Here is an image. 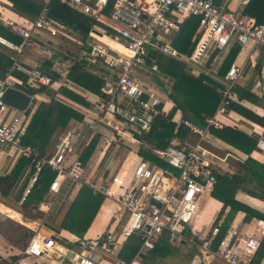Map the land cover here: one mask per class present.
Instances as JSON below:
<instances>
[{"label": "built area", "instance_id": "built-area-1", "mask_svg": "<svg viewBox=\"0 0 264 264\" xmlns=\"http://www.w3.org/2000/svg\"><path fill=\"white\" fill-rule=\"evenodd\" d=\"M40 11L29 27L11 23L12 29L23 38L22 44L0 35V43L21 53L24 45H31L34 30H46L53 35L60 34L62 24L55 23L50 17V3L53 0H37ZM73 8L94 17L103 28L102 31L124 45L127 52L115 49L104 42L97 33H92L88 61L97 64L104 81L102 91L109 96L101 102L102 116L99 121L111 127L117 136L138 139L137 133L148 132L152 121L162 114L161 92L148 88L131 73L135 68H147L156 74L167 88H171L169 76H166L151 54L158 51L187 63L201 62L215 44L225 47L236 40L240 44L253 42L264 46V22L239 9L224 11L216 0H94L93 5L86 0H60ZM251 0H241V5ZM191 16L199 17L198 38L190 55L182 54L168 39L172 32H178L180 24ZM19 71L28 76L32 85L50 84L52 79L37 67H26L13 56V63L5 77H0V146H17L28 157H32V167L28 186L22 194L24 201L45 168L56 172L50 184L49 196L59 192L61 183L70 179L77 184L85 183V165L80 155L73 153V146L68 137L60 139L53 154L38 157L29 146L19 142V135L24 127V118L15 116L7 121L11 106L3 100L5 91L14 84L12 72ZM241 73V66L232 63L224 75L225 83L218 87L221 101L215 114L207 116L204 126H199L189 119L181 118L179 125L189 127L202 139L213 138L211 128H222L224 123L219 115L229 110L233 100V88ZM127 97L132 108L127 109L119 102V96ZM140 140V139H138ZM141 143H144L140 140ZM264 159V131L257 140L255 151ZM154 153L179 170L170 172L157 163L139 158L130 176L126 171H118L100 182L89 181L93 193L104 195L115 202L113 219L98 240L82 243L73 251L66 253L76 264H143L144 256L155 248L164 233L168 241L174 244H189L206 256H214L228 264H253L264 240V217H252L243 224H232L224 236L217 242L219 228L202 234L196 230L193 221L198 209V200L207 190H212L215 179L209 168L210 151L200 144L186 141L183 146L173 141L165 148H155ZM257 206L264 205L253 199ZM138 232L142 244L132 260L111 257L100 250L112 251L124 239ZM57 247L51 236L36 232L24 252L33 256L48 255Z\"/></svg>", "mask_w": 264, "mask_h": 264}, {"label": "crops", "instance_id": "crops-1", "mask_svg": "<svg viewBox=\"0 0 264 264\" xmlns=\"http://www.w3.org/2000/svg\"><path fill=\"white\" fill-rule=\"evenodd\" d=\"M31 1L40 5L37 0ZM86 1L93 5L94 0ZM216 2L220 9L224 11L239 9L244 12L248 5H241V0H216ZM73 9L79 13L94 18L93 16L82 12L79 8ZM37 16L38 13L36 14L27 11V9L14 7L13 2L10 0H0V22H3L6 26L12 28L10 22H13L21 26L29 27ZM53 20L55 23L63 25L60 34L53 35L46 30H34L31 37L32 44L24 45L21 53L17 54L16 52V55L19 56V61L24 66L29 68L37 67L43 73L50 76L52 81L50 84H46L47 86L56 90L63 87L80 96L84 101L74 99L69 94L58 91L56 99L81 112L84 118L82 120L72 119L65 127H58L50 140L45 155L53 154L56 150V144L60 139L68 137L73 146V153L82 156L85 148L90 144L93 138H97L98 142L93 153L88 160L84 162L85 167L91 165V168L95 170L93 172L94 174L91 176L93 180H90L100 182L103 177L118 171H126L130 174L134 165L138 162L139 158H141L138 154L140 147L151 149L153 153L155 147H152L147 143H141L140 140L134 138L131 139L127 136H125V139H115V131L104 122L99 121V117L102 116L101 102H104L107 99L90 91L79 82L70 79L68 76L72 66L77 62H83L89 72H92L94 75L101 78L100 68L97 64L88 61L90 51L89 43L92 40V33H97L104 42H107L115 49H119L122 52H127V50L121 42H118L104 33L102 31L103 28L98 23L93 25L89 35L86 37L76 29L55 19ZM182 23L180 24V27ZM178 32H172L168 36V39L173 42ZM22 43L23 38L19 45ZM231 54L234 56L231 63H237L241 66V73L233 88V100H236L250 111L257 113L260 116H264V46H256L253 42L243 45L236 40L231 41L230 44L225 47H218L213 44L209 48L206 57L201 62H193L189 60L187 66L194 76L204 74L210 79L218 82L219 85H224L225 74H223L222 70L227 67V59H229L228 57ZM135 70L136 77H138L145 86L156 92H161L162 95H164L161 107L165 111L172 108L174 104L169 97V91L171 88H167L165 85H162V87H159V85L158 87L152 86L150 84L151 79L149 78L151 75L148 74L152 72L148 71L147 68H136ZM8 71L5 73L4 77ZM19 73L22 74V76L18 77L12 75L11 82L14 84V88L27 92L31 95L32 99L26 110H20L11 106V109L7 113V121H11L15 116H21L26 121L28 118V111H31V114H33L39 102L51 101V97L45 93L31 94L29 92L31 88H37L41 85H32L28 81L27 75L22 72ZM154 75L157 77L156 74ZM24 76L27 80L24 79ZM169 79L171 81V86L173 84V79L170 77ZM238 90L243 92L242 96L244 99L239 98ZM119 100L121 105L125 108L131 109L133 107L127 97L120 95ZM181 118H184L183 113L178 110L174 117L176 124H178L177 122ZM219 119L225 126L237 128L256 140L260 138L264 131V125L258 124L249 117L232 109L227 110L226 113L220 114ZM192 133L194 132L191 131L189 133L186 141L191 140L190 135ZM174 140L176 143H182L178 138H174ZM210 140L212 141L211 144L213 147L217 151L222 152L223 155L211 151L210 153L214 157L220 158V167L222 166L221 164H223L222 167L225 165L231 174L235 172H232L233 169H231L228 159L234 158V153L238 155L239 161H244L248 157L246 153L229 145L214 135ZM186 141H184V143ZM253 156H255V154H253ZM25 158H28V156L17 146L11 144L0 146V176H6L13 172L18 175L17 182L9 193L5 194L0 191V264H76L72 261H66L67 257H63V254L66 253L69 255L70 251L73 252L75 249L80 248L82 243L92 241L95 238H100L113 219L115 202L112 199V205H106L105 201L103 202L85 237L79 239L77 235L64 229L62 226L63 221L82 185L77 184L70 179H66L61 183L59 192L49 196L48 190L44 199L37 203V207H30L28 208V211H26L23 207L22 194L30 180L31 165L27 163L23 167L17 168L19 163L21 161L23 162V159L25 160ZM85 183L88 184L89 179L85 178ZM211 192L212 190H207L204 194L209 195L213 200L217 201L220 204V207L215 210L214 215H211L208 220H201L202 216L199 213V217L193 221L195 229L199 230L202 234H206L213 230L215 227L214 221L223 206V203L214 198L211 195ZM236 199L249 205L253 209L262 212V207L255 205L253 202V199H256L261 201L260 205H264V200L261 198L239 190L236 193ZM227 212L228 209L225 210V213ZM244 218L245 212L239 211L232 221V224H243L245 223ZM8 220L19 226H23V228L29 233H17V235L12 230H9L10 226H6ZM36 232H40V234L44 236L53 237L56 240V249L44 256L26 254L24 250ZM121 246L122 243L110 252L106 250L100 251L111 257H119ZM177 246H181L182 249L174 251L173 254L168 255L164 260V264H228L220 258L206 256L199 250H192L191 248H188L186 244H178ZM16 257L18 258L15 259ZM259 264H264V256Z\"/></svg>", "mask_w": 264, "mask_h": 264}, {"label": "trees", "instance_id": "trees-1", "mask_svg": "<svg viewBox=\"0 0 264 264\" xmlns=\"http://www.w3.org/2000/svg\"><path fill=\"white\" fill-rule=\"evenodd\" d=\"M10 1L13 2L14 7L27 9V11L36 14L39 13L41 8L40 5L33 3L31 0ZM112 3L113 0L110 1L108 8L105 10L107 13L110 11ZM244 12L254 16L257 22H264V0H251ZM50 17L76 29L86 37L89 35L93 25L97 23L94 18L75 11L71 6L60 0H53L50 3ZM198 27L199 17L197 16H191L182 23L179 32L172 42L181 53L190 55L193 52L199 35ZM0 35L15 44H19L22 41V37L10 26L3 24V22H0ZM151 54L155 57L160 70L173 79L169 97L174 105L167 111L161 107L163 112L153 119L151 129L148 132L137 133L136 137L152 147L165 149L174 138H178L182 142L186 141L189 133L192 131L185 125L177 126L174 120L176 112L180 110L184 118L199 126L204 125L205 118L215 114L220 104L221 94L218 91V87L221 85L204 74L194 76L189 70L187 63L181 60L158 51H152ZM15 55V50L0 43V77H4L5 73L9 70L13 63V56ZM228 58L227 67L222 70L223 74L226 73L232 64L234 56L231 54ZM85 66L83 62H77L70 69L69 78L79 82L90 91L109 99V96L101 90L104 81L92 72H89ZM12 75L22 76L19 71L12 72ZM24 79L27 80L26 77ZM58 91L69 94L74 99L84 101L80 96L63 87L56 90L50 86L41 85L40 87L30 89L29 92L31 94L45 93L51 97L50 102H39L33 114H31V111H28V118L24 122L23 130L19 135L20 144L31 147L38 157L45 155L50 140L58 127H65L72 119L82 120L84 118L81 112L56 99ZM242 95L243 92L238 90L240 99H244ZM229 108L249 117L258 124L264 125V116L250 111L236 100L231 101ZM211 133L248 155L246 160L239 161L240 169L233 174L211 169V175L215 179L211 195L223 203L214 221V226L219 228L217 233L218 242L227 232L237 212H245V221H250L254 216L264 217L261 211L253 209L236 199V193L242 190L264 200V159L253 156L257 140L237 128L231 126H224L222 128L212 127ZM97 142V138H93L85 148L81 156L83 163L93 153ZM138 154L144 159L159 164L169 172L173 170L175 173H179V170L172 168L158 155L154 154L151 149L140 147ZM27 163L32 167V157L23 159V162L21 161L17 168H21ZM55 176L56 172L48 167L42 171L39 180L34 184L27 198L23 201V207L26 211L30 207H37V203L44 199ZM17 178L18 175L14 172L6 176H0L1 193H9L15 186ZM105 198L104 195L94 194L93 189L88 184H82L63 221L62 227L77 235L79 239H83ZM227 209L228 212L225 213ZM141 244V234L134 232L122 242L119 257L132 260L137 255ZM177 245L168 241L167 233L162 234L155 248L148 251L144 256L143 264H164V260L168 255L182 249L181 246ZM263 256L264 240L253 264H259Z\"/></svg>", "mask_w": 264, "mask_h": 264}, {"label": "rangeland", "instance_id": "rangeland-1", "mask_svg": "<svg viewBox=\"0 0 264 264\" xmlns=\"http://www.w3.org/2000/svg\"><path fill=\"white\" fill-rule=\"evenodd\" d=\"M136 69V68H135ZM135 69H132L131 70V73L133 74V75H135ZM149 75H151V76H149V78L151 79L150 80V84L152 85V86H156V87H158V85H159V87H162V85L164 86V83H163V81L157 76H155L153 73H148ZM136 76V75H135ZM155 76V77H154ZM117 136V135H116ZM115 136V139H117V138H121V139H125L126 137L125 136H122V137H119V136H117L116 137ZM190 139L191 140H189V142H191V143H193V144H200V145H202L204 148H206V149H208L209 151H211V152H213V153H216V154H220V155H223V153L222 152H219V151H217L214 147H213V145L211 144L212 143V141L211 140H209L208 138L206 139H202L201 138V136H199V135H197V134H195V133H192L191 135H190ZM178 144L180 145V146H183L184 145V142H182V143H179L178 142ZM254 154H255V156H257V157H259V158H263V156L261 155V154H257L256 152H254ZM234 155H235V157L234 158H236V159H234V158H229L228 160V163H229V165H231V169H233V171L232 172H236L238 169H240V166H239V157H238V155L237 154H235L234 153ZM209 159V168L210 169H216V170H219V172H222V173H224V172H226V171H229L226 167H225V165H224V167H222L223 166V164H221L222 166L220 167V165H219V163L221 162V160H220V158H218V157H214L212 154L211 155H209V157H208ZM92 166L91 165H88V166H86L85 167V175H84V179L85 178H87V179H89V181H91V180H93V178L91 177L94 173V169L93 168H91ZM229 173H231L230 171H229ZM127 174V176H130V174L127 172L126 173ZM91 179V180H90ZM83 183V182H82ZM204 194V193H203ZM201 195L200 196V198H199V200H198V209H197V211H196V216H195V219H197L198 217H199V213H200V215L202 216L201 217V220H203V219H206V220H208V218L211 216V215H214V213H215V210L216 209H218L219 207H220V204L217 202V201H215V200H213V198L212 197H210L209 195H207V194H204V195ZM105 204L107 205V204H109V205H112V202H111V199H109V198H105ZM6 226H10L9 227V230H12L13 232H15L16 234L18 233V234H27V233H29L28 231H26L24 228H23V226H19V225H17L16 223H14V222H12V221H10V220H8V222H7V225ZM200 227H202V226H200ZM201 229V228H200ZM17 234V235H18ZM101 237V236H100ZM99 238H95V239H93V240H98ZM186 246H188V248H191L192 250H200V249H198V248H193L191 245H189V244H186ZM197 256V255H196Z\"/></svg>", "mask_w": 264, "mask_h": 264}, {"label": "water", "instance_id": "water-1", "mask_svg": "<svg viewBox=\"0 0 264 264\" xmlns=\"http://www.w3.org/2000/svg\"><path fill=\"white\" fill-rule=\"evenodd\" d=\"M32 97L27 92L17 89V88H8L4 95L3 100L12 107H15L20 110H26L30 104ZM73 252H69V256H72ZM66 261L71 262V259L68 257Z\"/></svg>", "mask_w": 264, "mask_h": 264}]
</instances>
